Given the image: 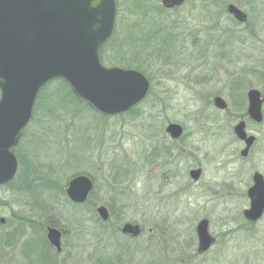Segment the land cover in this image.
<instances>
[{"label":"rangeland","instance_id":"rangeland-1","mask_svg":"<svg viewBox=\"0 0 264 264\" xmlns=\"http://www.w3.org/2000/svg\"><path fill=\"white\" fill-rule=\"evenodd\" d=\"M116 4L113 47L121 45L122 51L106 48L102 63L148 78L149 92L137 105L140 114L102 117L70 101L48 112L57 102L52 96L56 82L38 95L13 148L16 175L0 185V219L5 220L0 222V263L39 264L46 253L42 229L45 236L46 221L55 218L64 234L62 252L50 251L52 264H99V259L109 264L120 253L123 264H264V217L255 232L240 228L252 169L264 174V106L259 126L247 122L258 139L245 160L232 131L246 112V91L264 93V0H185L166 9V23H175L174 37L163 42L167 29L158 32L147 45L153 55L137 52L142 47L138 38L149 25L132 24L134 1ZM228 4L245 12L247 22L233 18ZM165 57L160 66L157 59ZM215 95L227 103L224 110L213 105ZM168 122L180 124L184 132L178 174L163 158L146 161L153 144L168 141ZM195 166L202 168L198 181L188 177ZM74 174L93 180L95 206L112 205L106 227L67 200L64 188ZM201 218L218 242L210 253L197 255L195 225ZM124 222L139 224L141 235H122L118 226Z\"/></svg>","mask_w":264,"mask_h":264},{"label":"water","instance_id":"water-1","mask_svg":"<svg viewBox=\"0 0 264 264\" xmlns=\"http://www.w3.org/2000/svg\"><path fill=\"white\" fill-rule=\"evenodd\" d=\"M160 3L173 8L184 0ZM227 12L239 22L246 20V14L234 4L227 5ZM116 13V0H0V185L10 182L17 172L18 161L12 149L32 118L39 91L51 80H64L75 96L106 116L125 113L147 96L150 82L145 74L106 67L101 62L100 48L114 33ZM247 97L249 118L261 122L264 95L251 88ZM213 104L221 110L227 107L220 96L213 98ZM166 132L179 137L183 128L172 122ZM233 132L245 141L241 151L245 155L254 136H247L244 120L234 125ZM200 172L191 170V178L197 179ZM93 187L89 176L78 174L68 180L64 192L72 203L82 204ZM247 194L250 203L244 215L256 221L264 212V179L260 173L254 174V184ZM96 213L102 221L109 218L104 205L97 206ZM140 231L137 223L125 222L120 227V232L130 238ZM196 234L197 251H206L213 242L207 219L197 222ZM46 237L60 252V230L47 227Z\"/></svg>","mask_w":264,"mask_h":264},{"label":"trees","instance_id":"trees-1","mask_svg":"<svg viewBox=\"0 0 264 264\" xmlns=\"http://www.w3.org/2000/svg\"><path fill=\"white\" fill-rule=\"evenodd\" d=\"M117 1H118V4H119L120 0H117ZM131 1H134L133 10L131 12H129V14H131V18L134 20V22L132 24L137 26V27L140 26L142 28H144L146 24L149 25V29L147 30V32L141 38H138L142 42L141 43L142 47H141V49H138L137 52H140V53H143V54H146V55H149L150 53H152V55H153L154 52H155V51H153L154 48H148V46H147L150 43V40L153 39L156 36V34L158 32H160L161 30L167 29V33L168 34L166 35V37L162 41L163 42L171 41V39L174 37L173 31H175V29L173 27H175V23H166V21L168 20V19L167 20L165 19V15H164V13L166 12V9L163 8V6L161 4L155 3L154 0H131ZM162 16H164V18ZM137 17H140V19L139 20L136 19ZM154 23L156 25V28L152 26L153 27V29H152L150 27V24H154ZM117 28H118V23H117L114 35H116ZM153 31H154V33H153ZM115 40H116V38L115 37L113 38V36H112L108 41H106L101 46V48H100V58H101L102 62L105 61V57L103 55L104 54L103 50H105L106 48H111V47H112V50H114V51L121 49V45L120 46L118 45L117 47H113V46L116 45V43H115L116 41ZM232 42L233 41H228V40L226 41V43H228V44H232ZM229 46H231V45H229ZM160 50H161V48L159 47L158 50H157V53ZM121 51L122 50H120L119 52H121ZM157 61L159 62V65L161 66V65H164V62H167V58L165 57L163 60H160V59L158 60L157 59ZM128 66H130V65H128ZM135 68L139 69L138 66L137 67L135 66ZM52 82L53 83L56 82V85H54L55 87L52 88V93H53L52 96L56 97L57 102L52 107L47 108L48 112H51L53 109L57 108L56 107L57 104H59L60 106L63 105L64 107L68 106L66 103H67V101H70V102H72V104H79L83 108L88 109L89 111H92L94 114L98 115V113L94 112L84 101L80 100L77 96H75V94L72 92V90L70 89L68 84L62 79H54V80L50 81L48 84H46L40 90L38 95H40L41 92L46 91L47 88L49 89V84L51 85ZM37 98H38V96H37ZM38 104H39V102H38ZM139 114L140 113H139V110H138V106H136V107L132 108L129 112L124 114V115L138 116ZM100 116L104 117L103 115H100ZM152 155H154V154H152ZM20 164L22 166L21 160H20ZM27 166H26V169L29 170ZM74 175H76V174H74ZM28 177H29L28 174H26L25 178H23V181H25V184L23 186L26 187V188L28 186H30V183H31V181H30V179ZM20 187H21V185H20ZM94 204H95V202L92 201L90 199V197H89V199L87 200L86 203H84L82 205H74V206L79 207L81 209H84V208L88 209V212L93 216L92 219L98 223V226L100 228H104V227L107 226V224L110 221L108 223H105V222L100 221V219L97 218V214H96V211H95L96 206ZM110 208L112 209V205H109V209ZM46 224L58 227V225L55 222V218L48 219L46 221ZM118 229H119V226H118ZM42 231L44 232L43 229H42ZM43 232H42V234H43V238H44V233ZM45 247H46L45 249H47V247L49 248V246L46 244V242H45ZM125 250H126V247L124 246L123 251H125ZM119 255H121V256H119ZM122 256H124V253H120V254H118V256L112 257L111 258L112 263H109L107 260H105V261H107V263H109V264H123L124 260L122 259ZM99 261H100V259H99ZM99 261H98V263L102 264V261H100V262ZM43 263L40 262L39 264H43Z\"/></svg>","mask_w":264,"mask_h":264},{"label":"flooded vegetation","instance_id":"flooded-vegetation-1","mask_svg":"<svg viewBox=\"0 0 264 264\" xmlns=\"http://www.w3.org/2000/svg\"><path fill=\"white\" fill-rule=\"evenodd\" d=\"M185 1V0H184ZM163 8H165V7H163ZM173 8H177V7H173ZM173 8H165V9H173ZM226 10H227V6H226ZM245 13V12H244ZM246 14V13H245ZM231 15V14H230ZM233 16V15H232ZM234 18V17H233ZM247 14H246V20L244 21V22H241V24L243 23H246L247 22ZM249 89H251V88H249ZM248 89V90H249ZM254 89H257V88H254ZM248 90L246 91V94H245V98H246V110H247V106H248V97H247V92H248ZM258 90V89H257ZM260 91V93H261V95H264V93H262V91L261 90H259ZM215 96H218V95H215ZM215 96H213V98L215 97ZM221 97V96H220ZM213 98H212V103H213ZM214 105V104H213ZM263 106H264V103H263V105H262V114H263ZM240 120H244V122H245V131H246V133H247V136H249V135H252V136H254V141H253V143L250 145V147H249V149H248V152L245 154V155H242L241 154V151L245 148V146H246V144H245V141L244 140H241V139H239L235 134H234V136L238 139V141L240 142V145L242 146V148L240 149V151H239V154H240V157L242 158V159H246L248 156H249V154H250V152H251V150H252V148L256 145V143H257V139H258V137H257V135H255L254 134V131L253 130H248L247 129V122L248 121H250V122H253L254 124H256V125H260L262 122H263V120L261 121V122H259V123H257V122H255V121H252L250 118H249V116H248V114H247V112H245V114H243L242 115V117L238 120V121H240ZM237 121V122H238ZM169 123H172V122H168L166 125H165V127H164V136L165 137H167L168 138V141H166V140H159V142H157L156 144H153V146H152V148H151V150L153 149H155L153 152L151 151L150 152V154H148V157H146V161H150L151 160V157H155V158H157V157H159V158H163V160L165 161V163L166 164H169V165H172L173 166V171H175L177 174H178V171H177V165L176 164H179V162H180V159H181V157H180V155H181V153H182V148L185 146V144L183 145V138H184V135H183V133H182V135H180L179 137H172L169 133H167L166 132V127L168 126V124ZM174 123V122H173ZM234 127V126H233ZM183 128V127H182ZM232 131H233V129H232ZM234 133V132H233ZM161 141V142H160ZM152 154H154V155H152ZM245 166V165H244ZM243 166V167H244ZM245 168V167H244ZM193 169H200L201 170V172H200V174H199V177L197 178V179H192L191 178V176H190V171L191 170H193ZM247 169H250V168H248L247 167ZM252 169V168H251ZM256 172H258V173H260L262 176H263V179H264V174L263 173H261L259 170H257V169H252V172H251V175H250V185L248 186V188L246 189V191L244 192V196H246V198L248 199V207L247 208H249V203H250V199H249V197H248V194H247V191H248V189L254 184V174L256 173ZM176 173H174L173 175H175ZM201 174H202V168L200 167V166H195V167H191L189 170H188V177H190V179L192 180V181H198L199 179H200V176H201ZM249 181V180H248ZM90 197V196H89ZM89 199V198H88ZM87 199V200H88ZM67 200L69 201V199L67 198ZM71 204H73V205H82V204H76V203H72L71 201H69ZM87 202V201H86ZM85 202V203H86ZM84 204V203H83ZM100 205V204H99ZM99 205H97V206H99ZM102 205V204H101ZM97 206H96V208H97ZM105 206V205H104ZM106 208H107V210H108V213H109V218H108V220H106V221H102L100 218H99V216L97 215V218L98 219H100V221H102V222H105V223H108L109 221H111V213H110V211H109V209H108V207L107 206H105ZM96 208H95V211H96ZM247 208H244L243 210H242V218H243V220H242V223L243 224H241V226H240V228H242V229H244V230H248V228H250V230H252L251 228H255L256 227V225L262 220V218L264 217V212H263V214L261 215V217L259 218V219H257L256 221H251V220H249V219H247L246 217H245V215H244V211H245V209H247ZM201 219H203V218H201ZM200 219V220H201ZM206 219V218H205ZM4 219H3V221L1 222V223H4ZM133 223V222H132ZM209 224V223H208ZM197 225V224H196ZM196 225H195V234H196ZM36 226V225H35ZM140 226V225H139ZM47 227H55V228H57L58 230H60V232H61V238H60V241H61V251L60 252H58L51 244H50V242L48 241V239H47V237H46V232H47ZM121 227V226H120ZM120 227H119V230H120ZM140 229H141V231H140V234H139V236L141 235V233H142V228H141V226H140ZM254 232H255V229L253 230ZM252 231V232H253ZM208 232H209V230H208ZM251 232V231H250ZM64 234V230H62V229H60V228H58V227H56V226H51V225H47L46 226V229H45V236H44V242H46V244L49 246V248L47 247V249H45L46 250V253H45V255H42L41 257H40V260H41V262L43 263V264H52V262H53V256H52V254H50V251L53 249L54 250V252H56L57 254H59V253H61L62 252V249H63V247H62V235ZM209 234L213 237V242H212V244L209 246V248L206 250V251H204V252H198L197 251V247H196V254L197 255H203V254H205V253H210V251H211V249L214 247V245L218 242V238L215 236V234H213V233H211V232H209ZM7 236L5 237V239L4 240H2L3 242H5L6 241V238L9 236V234H6ZM27 241V240H26ZM196 244H197V246H198V240H197V234H196ZM24 244V243H23ZM44 247H45V244H44ZM213 250V249H212ZM28 253H30L29 251H28ZM25 254V253H24ZM209 256V255H208ZM207 256V257H208ZM25 257L26 258H29V259H32L33 258V256L31 255V254H25ZM1 261V260H0ZM32 264H35V263H33V262H31ZM30 263V264H31ZM0 264H2V263H0ZM26 264H28V263H26Z\"/></svg>","mask_w":264,"mask_h":264}]
</instances>
